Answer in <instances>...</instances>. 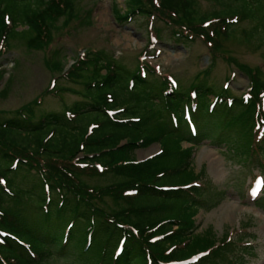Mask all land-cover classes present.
<instances>
[{
    "label": "trees",
    "instance_id": "obj_1",
    "mask_svg": "<svg viewBox=\"0 0 264 264\" xmlns=\"http://www.w3.org/2000/svg\"><path fill=\"white\" fill-rule=\"evenodd\" d=\"M205 1L214 4L208 12L199 0H125L116 13L120 21L158 19L177 42L201 40L212 67L221 56L248 77L245 93L216 89L210 65L184 87L164 73L151 79L156 69L147 62L130 69L96 49L66 70L47 60L84 91L54 85L46 92L80 100L34 120L41 94L0 118V264H51L71 248L74 264H168L198 253L187 264H246L249 232L219 239L212 228L196 232L195 215L218 205L222 193L199 183L203 170L195 173L192 161L204 139L220 144L234 133L236 156L264 169V72L222 51L226 39L264 47V0ZM75 17V0H0V57L14 40L47 48L57 21ZM242 22L248 26L236 32ZM153 143L159 153L136 159ZM98 178L109 180L91 182Z\"/></svg>",
    "mask_w": 264,
    "mask_h": 264
},
{
    "label": "rangeland",
    "instance_id": "obj_2",
    "mask_svg": "<svg viewBox=\"0 0 264 264\" xmlns=\"http://www.w3.org/2000/svg\"><path fill=\"white\" fill-rule=\"evenodd\" d=\"M75 3L76 17L69 22L64 18L57 21L58 28L53 29V40L47 48L28 49L23 40H14L10 49L0 57V69L4 71L0 80V118L41 94V103L35 106L34 120L50 111H62L65 106L82 98L70 91L59 90L55 95L46 92L54 78L55 88L84 91L83 83L65 79L62 72L53 70L47 64V60H61L63 70H66L85 51L103 49L130 69L140 61L147 62L156 69L155 74L149 75L151 79L159 82L160 74L164 73L177 82V86L184 87L212 62L211 54L201 40L177 42L170 35V27L158 19L138 15L131 20L120 21L116 10L125 9V0H75ZM213 7V3L199 0L201 12H208ZM247 26L246 22H242L236 32ZM23 28L19 26L18 30ZM222 46V51L241 63L259 66L264 72L263 46L256 47L254 43L249 44L242 39H226ZM210 66L208 82L216 89L225 86L230 78L227 85L231 94L239 95L247 91L248 77L234 64L219 56L213 67ZM219 132L218 127H211V139ZM229 139L220 144L204 139L193 153V171L198 173L203 170L199 183H205L213 193H222L218 205L210 210L202 208L195 215L196 232L212 228L218 239L227 232L232 237L242 231L249 232L245 238L251 240L254 250L253 255L247 256L246 264H264V190L253 188L257 176L264 179V169L237 157L231 144L234 133ZM183 145L188 146L189 143ZM159 148V143L138 148L135 157L144 159L157 153ZM108 180L98 178L91 179V182L103 184ZM66 252L51 264H74L75 252L72 248Z\"/></svg>",
    "mask_w": 264,
    "mask_h": 264
}]
</instances>
